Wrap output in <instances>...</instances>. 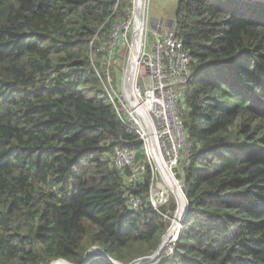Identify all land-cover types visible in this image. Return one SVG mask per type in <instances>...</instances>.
Masks as SVG:
<instances>
[{"label": "trees", "instance_id": "1", "mask_svg": "<svg viewBox=\"0 0 264 264\" xmlns=\"http://www.w3.org/2000/svg\"><path fill=\"white\" fill-rule=\"evenodd\" d=\"M129 7L0 0V264H82L96 249L131 264L167 234L176 205L152 206L146 147L91 61L95 37L108 49ZM175 26L195 74L180 103L187 212L174 253L157 264H264V3L179 0ZM125 148L141 183L113 166Z\"/></svg>", "mask_w": 264, "mask_h": 264}, {"label": "built area", "instance_id": "2", "mask_svg": "<svg viewBox=\"0 0 264 264\" xmlns=\"http://www.w3.org/2000/svg\"><path fill=\"white\" fill-rule=\"evenodd\" d=\"M129 1L127 17L112 25L107 45L111 53L128 47L131 58L135 34L140 32L141 24L142 42L134 82L131 85L127 82L130 58L122 81L121 95L113 91L110 74L100 77L119 118L126 127L138 133L149 159L156 166L158 174L152 176L150 202L157 210L162 205L160 198L166 192V178L175 177L174 169L179 166L182 156L190 147L180 103L195 74L192 58L180 42L176 26L171 31L156 34L151 52L146 50L144 32L148 14L147 0H142L143 3L140 0ZM97 40L95 37L92 48ZM113 166L120 171L130 169L132 176L129 182L141 183L139 175L142 166L137 160L135 150L118 149L114 155ZM126 200L131 211L142 210V199L127 193Z\"/></svg>", "mask_w": 264, "mask_h": 264}, {"label": "rangeland", "instance_id": "3", "mask_svg": "<svg viewBox=\"0 0 264 264\" xmlns=\"http://www.w3.org/2000/svg\"><path fill=\"white\" fill-rule=\"evenodd\" d=\"M246 2L264 3V0H246ZM178 3L179 0H147L148 14L145 21L144 39H145V47L148 52H151V49L153 48L156 34L163 33L166 31H171L174 28L176 24ZM105 52L107 54H105ZM130 53L131 51L128 47H122L118 51L111 53L109 47L107 49V47H105L104 44H99V45L94 44V47L92 48L91 51V61L93 62L95 71L99 76H102V74L111 75L112 89L118 95L122 94V81L125 77L126 66L129 62ZM100 54L101 56L100 58H98ZM147 158L149 164L152 167V174L157 175L158 172L156 166L149 159L148 152H147ZM176 168H178L179 170L178 174L181 175V179H177L176 174L174 177V181L177 185L178 191L175 184H174L175 189L173 191L167 187L166 183H164L166 192L162 195L163 197L160 198V203L162 205L159 208H162L166 205H169L170 203H173L176 205V210L175 213L169 212L166 215V220L169 221V229L167 233L168 234L171 233L170 239L168 240L162 252L160 253V256L156 260L162 258L163 256L170 257L174 253L175 244L178 242V239L183 231L184 220H182L181 223L175 221L177 210L181 203V195L182 192L184 193L183 184H182V159L180 161L179 166ZM89 255L90 256L93 255L92 259L96 257H102V251L96 249L93 252L89 253ZM156 260L153 261L154 262L153 264H157L158 261ZM58 264H65V263L61 262Z\"/></svg>", "mask_w": 264, "mask_h": 264}, {"label": "water", "instance_id": "4", "mask_svg": "<svg viewBox=\"0 0 264 264\" xmlns=\"http://www.w3.org/2000/svg\"><path fill=\"white\" fill-rule=\"evenodd\" d=\"M156 142H154V145H155ZM157 147V146H156ZM156 150V149H155ZM157 155L160 157V154L158 153V151H156ZM161 161V160H160ZM179 170L178 168H175L174 169V173L176 174V177L177 179H181V175L178 174ZM172 180L174 181V178H172ZM175 182V181H174ZM176 184V183H175ZM177 186V185H176ZM182 197H183V200H184V206L183 208L181 209L180 208V205L178 207V210H177V215H176V218H175V221L178 222V223H181L182 220H184L185 218V215H186V212H187V201H186V197L184 195V193L182 192ZM173 230V228H172ZM170 239V234H166L163 238V241L159 247V249L157 250V252L153 255V256H148V257H144V258H140L134 262H132L131 264H149V263H152L153 261H155L159 256H160V253L162 252L163 250V246L168 242V240ZM94 254V253H93ZM93 256V255H92ZM92 256L89 255V253L87 254V256L85 257L84 261L82 264H89V262L92 260ZM102 257L104 259H106L108 262H110L111 264H122L110 257H108L106 254H104L102 252ZM58 261H64V260H58ZM56 261V262H58ZM66 262V261H64ZM67 264H70L68 262H66Z\"/></svg>", "mask_w": 264, "mask_h": 264}, {"label": "bare ground", "instance_id": "5", "mask_svg": "<svg viewBox=\"0 0 264 264\" xmlns=\"http://www.w3.org/2000/svg\"><path fill=\"white\" fill-rule=\"evenodd\" d=\"M140 1L143 3L142 0H140ZM139 30H140V32L138 31L135 34L134 45H133L132 54H131V58H130L131 59L130 66H129V70H128V73H127V82H128L129 85H131L134 82L135 72H136V70L138 68V59H139V53H140V48H141V42H142V40H141V37H142V34H141V31H142L141 24H140V29ZM166 184H167V187L170 190H173L174 191V189H175V186H174L175 182L172 180L171 177H167L166 178ZM176 188H177V186H176ZM177 191H178V188H177ZM183 206H184V200H183V197L181 195L180 208L182 209ZM165 245L163 247H165ZM97 250H99V249H97ZM61 262H64V261L54 262L53 264H58V263H61ZM64 263L67 264L66 262H64Z\"/></svg>", "mask_w": 264, "mask_h": 264}]
</instances>
